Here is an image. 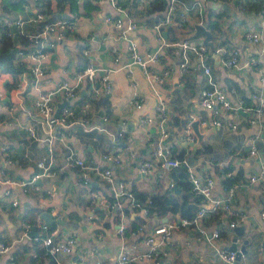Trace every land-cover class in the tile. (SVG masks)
<instances>
[{"label": "crops", "instance_id": "1", "mask_svg": "<svg viewBox=\"0 0 264 264\" xmlns=\"http://www.w3.org/2000/svg\"><path fill=\"white\" fill-rule=\"evenodd\" d=\"M141 1L145 5H132L133 0H118L119 6L112 0H0V20L45 9L47 21L69 18L73 23L47 53L44 59L46 69L39 78V87L34 84L29 58L18 57L22 70L16 75L0 68V177L30 180L34 173L41 171L37 161L43 154L48 155L47 163L51 166L50 174L29 183L28 190H24L21 184L0 179V237L8 240L19 238L26 226L31 225L32 228L39 221L45 222L41 217L45 210L56 219L61 218L62 222L55 220L49 230L38 226L39 234L57 229L55 239H65L71 234L76 236L72 252L56 255L47 253L42 241L25 236L16 240L8 253L0 254V264H60L58 261L93 264L94 248L100 250L105 262L112 263L123 246L130 255H140L147 249L143 237H135L130 230L125 234L118 230L122 218L109 198L112 193L109 182L98 173L68 163L67 147L60 139L53 141L50 151L47 140L34 138L28 129L33 126L38 136L44 138L47 135V123L34 105L35 95L41 90L54 88L60 81L74 82L77 72L90 60L100 68L93 80L87 78L82 83L76 100L72 102L74 116L65 128L71 145L86 161L110 167L116 179L127 180L133 189L147 195L170 189L169 184L174 181V193L179 200L186 201L188 205H198V198L186 177V169L190 165L199 175L215 178L213 197L229 201V209L218 208L209 212L206 218L208 234L217 227L219 236L210 239L208 235L198 237L194 227L181 226L174 230L172 241L166 247L167 252L160 256V260L167 264H197L199 261L235 264L224 260L219 249L229 248L235 240L240 248L248 239V251L240 259L264 262V180H250V175L260 171L264 165V109L259 114H255L253 109L223 111L222 124L203 123L202 119L211 118L213 112L200 100L205 75L199 60L192 55L188 68L180 67L181 46L162 43L154 26L158 18L145 12L148 0ZM184 1L191 7L187 13V26L174 20L161 31L173 41L187 36L194 41H203L204 34L196 32L200 18L196 2ZM199 1L204 8L203 23L208 28L205 20L207 9L214 12V17L219 12L220 29L212 30L214 46L230 43L241 49L242 66L228 67L222 63L221 53L209 47L208 63L214 79L231 91L234 103L243 98L248 105H252L253 93L264 96L261 80L264 73V26L261 22L264 0ZM219 1L227 2L229 6ZM119 17L125 23L129 19L134 20L136 27L126 30L125 23L118 26L116 19ZM43 24V21L28 23L26 29L37 31ZM249 28L261 30L259 41L254 42L245 36ZM16 35L14 33L13 37ZM27 39L20 38L15 43L24 48L36 46L34 41ZM131 41L137 43L142 55L160 48L158 59L151 61L147 67L134 61ZM85 48L90 49L89 55L84 54ZM170 66L173 68L166 72ZM107 69L110 70L112 88L104 91L100 80ZM97 86L101 88L99 93L95 92ZM135 95L141 100L140 107L133 103ZM57 101V109L61 110L68 100L61 93ZM160 101H164L168 109L163 127L156 109ZM86 103L87 110H84ZM146 114H151L152 119L142 123L140 118ZM196 118H200L201 140L189 125ZM184 119L187 121L185 127ZM227 120L237 123V126H231L226 123ZM164 129L168 132L167 136L163 134ZM183 131H186L184 136ZM190 135L192 139H189ZM185 140L188 144L184 143ZM191 141L195 143L192 145ZM174 144L178 150L184 149L187 153L188 163L180 171V166L166 169L159 162L154 163L149 173L140 170V163L151 158L155 149L159 146L173 148ZM204 144L210 148L203 149ZM252 144L257 147L255 153L250 152ZM198 148L202 150L197 151ZM110 149L122 154L121 162L102 156ZM226 166L230 167L229 170L225 169ZM229 171L230 174L227 173ZM85 172L90 179L86 186L82 184ZM226 176L236 179L227 186L224 183ZM177 183L179 190L175 191ZM234 183L233 194H230ZM46 187H51V192L46 191ZM14 198L19 200L17 205L12 202ZM191 207L194 212L198 208ZM130 208L126 212L131 227V219L140 212ZM181 216L180 211L169 210L162 215L151 213L146 220L155 224ZM234 218L239 220L237 226L243 225L241 234H237L235 226L230 224ZM41 247H44V252L39 251ZM126 264L159 263L135 257Z\"/></svg>", "mask_w": 264, "mask_h": 264}, {"label": "built area", "instance_id": "2", "mask_svg": "<svg viewBox=\"0 0 264 264\" xmlns=\"http://www.w3.org/2000/svg\"><path fill=\"white\" fill-rule=\"evenodd\" d=\"M39 1V0H38ZM113 3H117L118 0H112ZM196 7L200 12L199 23H203V5L199 0H195ZM191 7L185 4L184 0H168V5L166 9L163 10L162 16H160L154 23V26L158 32L159 37L162 39V43L174 45L177 43L181 46V60L180 67L182 69H187L189 63L191 62L192 55H195L199 60L202 69L204 70L205 75V84L200 89V100L203 106L207 107L213 112V116L211 118H203V123H213L220 125L223 123V118L221 113L223 111H234L239 109H253L255 114H259L264 109V96L260 93H253L254 102L252 105H248L245 100L239 99L237 103H234L231 98V91L222 87L215 79L211 70V67L208 63V55H209V46L205 44L203 41H194L191 37L187 36L183 40L173 41L168 39L162 33V29L169 22L177 21L180 25L187 26V13ZM46 10L40 9L35 13L28 14L26 16L20 17H8L4 18L5 23L9 27H14L15 30H10L12 34L15 32L19 36H26L29 40H32L36 43V46L30 48L20 47L17 50V56L29 58L31 62L29 63L30 71L33 75L34 84L36 87H39L40 80L39 78L45 73V57L50 49L55 47L58 43V40L64 36L65 30L69 27L73 26L72 20L69 18H58L55 20H46ZM38 21H43L44 24L37 31H28L26 29V25L28 23H34ZM262 25L264 26V16L262 18ZM125 23L122 17L116 19V24L118 26H122ZM136 22L132 19H129L127 23H125V29L130 30L136 27ZM245 36L254 42H257L262 37V32L260 29H252L249 28L245 31ZM214 52L221 53V60L225 66H242L240 64V47L230 44V43H222L213 47ZM131 56L134 61L139 62L144 67L156 59H158L161 49L158 48L153 50L146 55H142L139 52L138 45L135 41H131L130 43ZM90 49L85 48L84 54L89 55ZM118 59V58H116ZM255 61V59H253ZM99 66H97L93 61H88L84 68L80 69L75 75V81L70 82L68 80L60 81L56 84L54 88L41 90L39 91L33 101L36 109L40 113V115L45 119L48 126L47 135L42 138L38 136L36 130L33 126H29L30 134L36 139L47 140L48 142V150L52 151V143L55 139H60L61 142L66 145L67 153H66V161L71 165H78L85 169V171H90L94 173L100 174L104 179H106L111 188H112V206L120 212V216L122 220L119 222L118 230L125 234L128 230L135 237H143V241L147 244V249L140 255H130L129 251L125 249L123 246L121 252L118 257L112 263H107L104 261V258L101 255V252L98 248L92 249V252L95 254V261L93 264H126L133 258H146L148 260H152L155 263L160 262V256L167 252V245L172 241V234L175 229L179 227H194L196 232L198 233V237L203 235H208V238L217 237L220 235L219 228L215 227L208 234V227L206 224V218L209 212L216 209H229L230 204L229 201H224L223 199L213 197V188L215 185V178L212 175H199L196 170L188 165L186 169V177L191 183V189L194 194H196L198 198V208L192 215H183L179 219H168L159 223H148L146 218L150 216L151 210L149 203H152V194H149L146 203L140 202L136 196L135 191L132 186L128 183L127 180L116 179L113 171L110 167H100L99 165H95L86 161V158L83 157L82 154L75 149L67 137V133L65 128L71 122L72 117L74 116V104L72 103L76 100L78 96L79 89L82 83L89 78L93 80L99 70ZM173 67H169L166 69V72L171 70ZM157 75V74H156ZM159 76V75H158ZM156 76V77H158ZM261 80L264 83V73L261 75ZM103 90L109 91L112 88V81L110 76V70L107 69L106 72L101 76L100 80ZM101 90L100 86L95 88V92L99 93ZM64 95V99L67 101L60 112L56 113L57 109V96L59 94ZM133 103L137 106H141L140 98L135 95L133 99ZM88 103L85 104L84 110H87ZM157 113L161 117V126L163 127V122L166 120L168 115V109L164 101H160L157 105ZM152 119L151 114H146L140 118L142 123L146 121H150ZM226 123L230 124L233 127L237 126V123L227 120ZM121 133V132H120ZM164 136H167L168 132L164 129ZM192 135L189 136V139H192ZM3 151L6 152L7 149L5 146L2 147ZM257 151V147L255 144H252L250 152L255 153ZM7 161L10 160L9 154L7 153ZM107 160H114L116 162H121L122 154L114 149H110L105 151L102 155ZM49 157L52 159L53 155L50 153ZM47 154H43L37 161L38 166L41 168V171H38L33 174L30 180H17V179H9L6 177H0L1 180L5 182H12L16 184H21L24 186V190H28V184L36 181V179L42 175L50 174V164L47 163ZM159 162V164L166 168L171 169L175 166L185 163L187 164V157L184 159L179 158L178 156H174L171 152V148L168 146H159L155 149L151 158L146 159L145 161L140 163V170L144 173H149L153 169L154 163ZM230 174L231 172H227ZM88 173L85 172L84 178H82V184L84 186L90 181L88 177ZM264 180V165L260 171H256L250 175L251 181H259ZM174 181H171L169 186L170 188H174ZM234 183L231 185L230 194H233ZM36 188H40V185H36ZM51 187H46V191L51 192ZM12 202L17 205L19 200L17 198L12 199ZM130 204L131 207L137 209L145 220L139 223L136 227L131 228L129 224V216L126 212L125 206L126 204ZM60 214V212L58 213ZM264 216V210L262 211ZM59 216V215H58ZM238 219L234 218L230 221L232 226H235L238 223ZM41 226L43 229L49 230L52 226L46 222L39 221L37 224ZM31 229V225L25 227L21 236L13 240H8L0 237V254L8 253L11 248L14 246V243L18 239H22L25 236H31L29 231ZM57 229L47 231L46 233L36 234L31 236L35 239V241H42L45 246L46 252L49 254L56 255L61 252H72L74 250L76 236L75 234H71L65 239H55V231ZM220 256L229 263L235 264H264L263 261H253L249 262L246 259L237 260V250L232 248H222L219 249ZM60 264H67L62 261H58ZM197 264H206L205 262L199 261Z\"/></svg>", "mask_w": 264, "mask_h": 264}, {"label": "trees", "instance_id": "3", "mask_svg": "<svg viewBox=\"0 0 264 264\" xmlns=\"http://www.w3.org/2000/svg\"><path fill=\"white\" fill-rule=\"evenodd\" d=\"M136 3L141 5V3L143 2L141 0H133L131 4L132 5L135 4L137 6ZM143 5L145 4L143 3ZM167 5H168V0H148L145 12L148 14H153L155 18L156 17L159 18L160 16H162V12L164 9H166ZM213 14L214 12L211 11L210 8H208L205 14L206 23L208 24L210 28H212V30H215L217 27L218 29H220L219 21H218L219 12L215 14V17L213 16ZM10 30H14V27H9L5 23L4 19L0 20V32H1L0 33V68L2 70L10 71L14 75H16L22 70V66H20L22 64L17 62V59H18L17 50L20 47L15 42L17 39H20V38L27 39V37L23 35L22 36L16 35L15 37H13V34L11 33ZM209 148L210 146L208 144L203 145V149L207 150ZM201 150L202 148L197 149V151H201ZM171 152L174 156H178L181 159H184L185 157H187L186 150L184 149L178 150L175 144H174V147L171 148ZM229 168H230L229 166H226L225 169L229 170ZM235 179L236 177L226 176L224 178V183L228 186L231 183H233ZM183 184H187V182H184ZM134 191H135L136 198L140 202L146 203V199L148 195L146 193H140L136 191L135 189ZM109 198L111 201L113 200L112 193L109 195ZM152 199H153L152 203H149L151 213L157 212L160 215H162L168 212L169 210L175 211V212L180 211L183 215H192L194 213V210L192 209V207L188 205L187 203H185L186 201L182 202L181 200H179L177 195L174 193V189L172 188L165 189L163 191H159V190L156 191L155 193L152 194ZM125 209L126 211L129 212L131 208L129 205H126ZM144 220L145 218L140 213L135 215L131 219V225H132L131 228L136 227L138 223H141ZM39 251L44 252V247H41Z\"/></svg>", "mask_w": 264, "mask_h": 264}, {"label": "water", "instance_id": "4", "mask_svg": "<svg viewBox=\"0 0 264 264\" xmlns=\"http://www.w3.org/2000/svg\"><path fill=\"white\" fill-rule=\"evenodd\" d=\"M196 32L203 33L204 36H205L204 39H203V42L205 44H207L209 47H214V40H213L214 33H213L212 29L208 28L204 23H197L196 24ZM59 110H60V108L57 109L56 113H58ZM186 124H187V121L184 119L183 126L185 127ZM189 125L192 126L194 131L197 133L198 140H201L202 137H203V132L200 131V118H196V119L192 120ZM184 135H186V131H183V136ZM184 143L188 144V140H185ZM190 143L193 145L195 143V141H191ZM184 164L185 163H183L182 165L180 164V165L177 166V167L180 166L178 171H180L183 168ZM175 189H176L175 191L179 190L178 183L175 185ZM190 205L193 206L194 208H197V206H198L196 203H190ZM41 217L48 224L54 223L55 220H57L59 222H62L61 218H57L56 219L51 214V212L48 211V210L42 211ZM242 228H243V225L242 226L235 225V229L237 231V234H241L242 233V231H241ZM29 233H30L31 236H34V235L39 233L36 224L32 226V228H31ZM247 241H248V239H245V243H243V245L240 248H238V242L236 240L231 245H229V248L237 250V260H239L242 257V255L248 251V248L246 247V242ZM159 264H167V262L164 261L163 259H161Z\"/></svg>", "mask_w": 264, "mask_h": 264}, {"label": "rangeland", "instance_id": "5", "mask_svg": "<svg viewBox=\"0 0 264 264\" xmlns=\"http://www.w3.org/2000/svg\"><path fill=\"white\" fill-rule=\"evenodd\" d=\"M219 3H220V4L224 3V6H226V7L229 6V4H228L227 2H225V1H221V2L219 1Z\"/></svg>", "mask_w": 264, "mask_h": 264}]
</instances>
